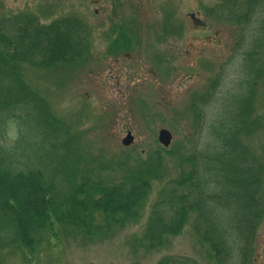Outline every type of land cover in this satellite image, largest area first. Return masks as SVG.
Segmentation results:
<instances>
[{
  "label": "rangeland",
  "instance_id": "374dc122",
  "mask_svg": "<svg viewBox=\"0 0 264 264\" xmlns=\"http://www.w3.org/2000/svg\"><path fill=\"white\" fill-rule=\"evenodd\" d=\"M9 1L0 0V20L24 11L38 14L39 10L47 21L55 17L59 2H64L72 5H60L62 9L75 8V14L89 23L90 51L86 64L25 70L27 83L39 90L56 118L70 129L81 167L87 166L93 180L117 182L125 170L159 154L162 171L161 179L152 182L136 219L123 226L111 223L106 226L105 220L97 217L101 229L91 235H85L81 229L63 230L55 225L53 230L43 233L33 253L0 252V264H217L193 230V213L181 233L169 237L163 247L149 250L139 243L150 210L166 183L191 166L189 163L181 166L180 159L199 151L207 152L212 145L209 126L216 123V118H222L225 96L245 90L241 53L238 49L236 53L232 45L237 40L244 48L253 40L248 30L224 20L215 22L207 15V9L213 8L217 1L203 0L207 29L191 31L183 13L195 11L197 0H194L195 5H177L183 34L159 41L162 36L153 34L149 18L159 17L161 5L157 4L166 0H120L118 11L122 17L138 19L141 16L142 20L127 26L130 37L118 43L120 54L111 56L106 54L109 36L94 12L95 5H106L107 0H46V5L26 8L27 5H11ZM234 1L241 4L237 5L239 12H248V5H242L246 0ZM137 2L146 5V8L137 5L138 9L143 8L140 16L133 14ZM258 2L260 5L255 7L260 13L252 19L260 20L261 14L264 21V0ZM182 3L185 4L184 0ZM249 23L252 32L258 24L256 20ZM215 31L220 33L221 43L210 44L207 38ZM255 88L253 107L259 116L260 128L248 144L264 167V75ZM160 129L172 135L168 147H162L157 141ZM128 130L133 142L124 146L121 141ZM11 138L5 139V143ZM51 157L54 156L45 154L43 159L50 162ZM233 264H264V214L250 254L244 260L238 254Z\"/></svg>",
  "mask_w": 264,
  "mask_h": 264
},
{
  "label": "trees",
  "instance_id": "16d2710c",
  "mask_svg": "<svg viewBox=\"0 0 264 264\" xmlns=\"http://www.w3.org/2000/svg\"><path fill=\"white\" fill-rule=\"evenodd\" d=\"M252 12L260 13L255 5ZM259 19L254 36L247 28L253 40L240 55L245 90L225 96L222 118L209 126L207 152L180 159L181 166H191L169 179L150 210L139 243L146 249L163 247L180 234L193 213V230L217 264L250 254L264 214V167L248 144L260 128L253 107L257 81L264 75V47L256 42L262 38L261 14ZM89 38L79 18L76 25L68 19L40 23L29 14L0 20V252L33 253L55 225L85 235L101 229L97 217L106 226H123L138 217L152 182L161 179V157L154 154L125 170L117 182L93 180L87 166L81 167L70 129L27 83L26 68L86 64ZM45 154L54 157L49 162Z\"/></svg>",
  "mask_w": 264,
  "mask_h": 264
},
{
  "label": "flooded vegetation",
  "instance_id": "af4514ba",
  "mask_svg": "<svg viewBox=\"0 0 264 264\" xmlns=\"http://www.w3.org/2000/svg\"><path fill=\"white\" fill-rule=\"evenodd\" d=\"M217 3L216 5H213V8L207 9L208 10V16L213 19L215 22H220L221 20H224L226 22H230L231 24H234L236 26H239L241 29H247L251 23L248 21L251 20H256L257 24L259 23L258 19H252L254 16V13L252 12L253 6L254 5H260L258 0H246L245 4L242 5H248V12L241 13L237 9V5H241L234 0H216ZM106 2L109 3L107 0ZM120 0H112V3L110 4H103L101 7L100 5H95V14L98 17L99 21L102 23V28L106 36H109V41L107 42L108 48L106 50V54H109L111 56H116L117 54H120V46L118 45V42L121 41L125 37H130L129 30L127 26H132L136 21L142 20L141 19V13L143 11V8L138 9L137 5H145L144 3H135L134 9H133V14L140 16L138 19L133 18H125L124 16L119 13L118 11V4ZM185 4L182 3V0H166L164 3H158L157 5H161L159 8V17H153L149 18L151 21L150 23L152 24L153 27V34L156 35L157 37H160L159 41L163 40V38L168 37V36H174V35H180L183 34L184 31V25L179 21L178 16L179 13V8L177 5H195L194 0L191 1H186L184 0ZM19 3V4H18ZM9 4L11 5H27L25 6L28 7L29 5H46V0H10ZM92 4H94V1H92ZM59 8L56 9V14L51 15V17H54L52 19H49L45 21L42 16H40V11L38 10V14H31L26 11H24V15H33L36 17V19L40 23H46V22H51L52 20H61V19H68L69 23L72 25H76V20L78 18L81 20L83 24L87 26V29L90 34V29H89V23L87 20L83 19L82 17H78L75 12V8H65L62 9L60 5H72V4H66L59 2ZM75 5V4H74ZM157 5H149L151 8L158 7ZM197 8L195 11L183 13V17L187 20V28L191 29V31H205L207 29V23L205 20V9L206 6L204 4L203 0H197ZM98 6L100 9H98ZM37 8V7H33ZM146 8V5H145ZM202 10L204 14H202ZM76 13V14H75ZM40 16V17H39ZM239 16L242 17V19H239ZM249 18H245V17ZM50 17V18H51ZM248 19V20H246ZM184 20V19H183ZM182 20V21H183ZM248 22V23H246ZM104 23V25H103ZM262 38L254 39L252 43H254L256 40L257 44H259L261 47H264V24L262 25ZM259 31L258 26L255 29H252ZM207 40H210V44H213L212 42H219L221 43V36L220 33L218 32H213V36L210 38H207ZM233 48H235V52L237 51L239 53H242L244 48L243 44H239V41L234 40L233 41ZM119 48V49H118ZM238 49V50H237ZM112 50H119L117 54L113 55L110 52ZM188 50V49H187ZM186 50V51H187ZM237 50V51H236ZM264 54V50L262 51ZM199 54H203L202 52H198Z\"/></svg>",
  "mask_w": 264,
  "mask_h": 264
},
{
  "label": "water",
  "instance_id": "95a60500",
  "mask_svg": "<svg viewBox=\"0 0 264 264\" xmlns=\"http://www.w3.org/2000/svg\"><path fill=\"white\" fill-rule=\"evenodd\" d=\"M157 140L163 147H168L172 140L171 133L166 129H160L158 131ZM133 142V137L130 132H127L126 136L122 139L121 143L124 146H128Z\"/></svg>",
  "mask_w": 264,
  "mask_h": 264
}]
</instances>
